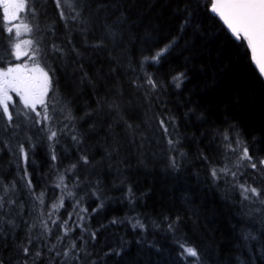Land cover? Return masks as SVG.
Listing matches in <instances>:
<instances>
[{"label":"trees","instance_id":"obj_1","mask_svg":"<svg viewBox=\"0 0 264 264\" xmlns=\"http://www.w3.org/2000/svg\"><path fill=\"white\" fill-rule=\"evenodd\" d=\"M117 2L119 9L106 21L117 38H106V47L95 49L92 45L103 35L100 25L114 8L98 15L95 8L83 12L86 19L97 16L98 21L83 31L71 21L66 28L52 0H37L41 31L34 29L33 34L42 38L46 49L52 43L65 48L63 58L49 55L42 60L54 70L55 99L50 92L48 102L55 105L56 116L65 106L71 110L82 139L74 146L70 136H59L55 162L46 134L35 127L18 129L9 145L15 149L23 143L29 151L28 172L36 192L45 193V208L61 194L54 187L57 176L77 164L66 176L74 198L65 196L58 215L66 218L73 199L88 209L84 224L90 231L99 229L95 243L87 246L97 264H194L195 258L187 257L181 244L198 251L199 264H264V206L242 202L230 176H211L213 168H232L236 162L225 135L232 141L239 138L250 153L264 155V80L252 71L226 29L213 21L207 0H111ZM185 17L189 24L181 30ZM25 22L32 24L30 18ZM49 26L55 35L47 31ZM6 37V32L0 35V66L9 60L15 63ZM181 73L177 87L173 78ZM146 75L162 84L151 110L133 83L143 82ZM14 100L22 107L17 97ZM112 103L120 106L119 112L109 107ZM157 113L174 117L175 131L169 129L178 141L174 150L157 128ZM81 154L88 156V165L79 162ZM17 162L4 148L0 174L19 179ZM77 176L79 186H74L68 177ZM245 179L253 186L259 183L240 177L241 182ZM28 211L30 204L25 219ZM113 219L118 223L112 224ZM137 221L144 227L133 228ZM8 254L5 249V260Z\"/></svg>","mask_w":264,"mask_h":264},{"label":"snow or ice","instance_id":"obj_2","mask_svg":"<svg viewBox=\"0 0 264 264\" xmlns=\"http://www.w3.org/2000/svg\"><path fill=\"white\" fill-rule=\"evenodd\" d=\"M52 2L58 11L59 19L64 21L66 28L71 21L73 27L79 24L83 31L88 30L90 23L98 22L97 16L86 19L82 15L83 12H90L95 8L98 15L106 8H114V11L104 18L105 22L100 25L103 35L92 47L95 49L106 47V38L115 42L118 33L113 25L106 21L119 9L118 2L116 4L111 3V0L108 3H103L101 0H52ZM0 10H2L0 35L7 33L9 56L17 61L27 57L22 63H12L9 60L7 66H0V152L7 148L14 157L18 158L17 176L19 177V179L15 177L6 179L0 174V264H97L92 251L87 246L89 243H95L99 229L90 231L84 224L88 209L81 206L79 199H73L72 211L66 212V218L58 215L59 210L64 207L65 196L74 198V193L68 190L66 176L75 171L77 164H72L69 169H65L57 176L54 187L60 189L61 194L57 202L45 208V193L36 192L28 172L29 151L23 143H19L15 149L9 145V139L19 134L18 129L35 127L38 132L46 134L50 158L55 162L57 160L55 145L60 143L59 136H70L74 146L81 143L82 138L76 131L73 122L75 117L71 110L65 106L60 109L61 115L56 116L55 105H50L48 102L50 92L55 99L54 70L42 60L49 55H54L57 59L63 58L65 48L52 43L51 47L46 49L42 46V38L33 34L34 29L37 33L41 31L40 24L36 23L40 15L37 0H0ZM206 10L212 14L215 23L227 30L229 39L243 50L252 71L258 70V78H264V0H207ZM21 12L25 13L23 18L20 15ZM29 18L32 21L31 26L25 22ZM187 24L189 19L185 17L181 30ZM21 30L24 33L33 34V38L19 40L22 35ZM47 31L55 35L51 26L47 28ZM68 43H71V40ZM171 46V44L167 45L152 59L158 62ZM72 51L76 52L77 56L80 55L75 46ZM182 77L183 73L173 78L177 87ZM86 78L85 73L82 80ZM133 83L137 92H143V98L151 110L153 99H159L158 89L162 87V84L150 75H146L143 82L134 81ZM12 94L19 98V105L22 107L13 100ZM109 107L119 112L118 104L112 103ZM153 119L157 121L158 130H162L164 136L168 137L167 143L171 146L170 150H174V145L178 141L172 139L173 133L169 132L170 128L173 132L175 131L174 117L157 113ZM57 122L61 124L59 128L56 127ZM128 128L131 129L132 125H128ZM5 133H8V138H5ZM224 139L228 141L227 146L230 151L236 154V162L232 168L227 164L219 170L213 168L211 170L213 180L230 176L232 188L238 190L242 202L247 201L249 204L264 206V155L250 153L248 146L239 138L232 141L225 135ZM32 147L34 148L35 145ZM19 160H22L23 167ZM79 162L83 165L90 163L86 154L80 155ZM171 166L176 167L175 158L171 160ZM240 169H250L251 172L240 171ZM241 176L251 177L253 182L259 180V183L253 186L248 179L241 182ZM68 178L73 179L74 186H79L78 176ZM226 182L229 181L226 180ZM22 196L25 198L21 199ZM27 204H30V211L27 213L28 218L25 219ZM100 207H103V203ZM95 211L97 209H93V212ZM111 223L116 224L118 221L113 219ZM137 227L143 228L144 225L137 221L133 224V228ZM169 228H172L171 224ZM76 229L80 231L74 236ZM18 232H22L23 235H18ZM78 240L80 243L77 242ZM181 247L187 257L195 258L194 264H199V253L195 248L186 247L183 244ZM5 249L9 253L7 260L2 255ZM110 254L105 252V255Z\"/></svg>","mask_w":264,"mask_h":264},{"label":"rangeland","instance_id":"obj_3","mask_svg":"<svg viewBox=\"0 0 264 264\" xmlns=\"http://www.w3.org/2000/svg\"><path fill=\"white\" fill-rule=\"evenodd\" d=\"M20 15H21V14H20ZM14 23H16V22H14ZM21 31H22V35L19 37V40L29 39V38H27L28 33H24L23 30H21ZM26 59H27V57L23 58V60H20V61L15 60V63H22V62H24V60H26ZM12 95H13V100H14V98H15L16 96H15V94H12ZM17 99L19 100L18 97H17ZM14 101H15V100H14Z\"/></svg>","mask_w":264,"mask_h":264},{"label":"water","instance_id":"obj_4","mask_svg":"<svg viewBox=\"0 0 264 264\" xmlns=\"http://www.w3.org/2000/svg\"><path fill=\"white\" fill-rule=\"evenodd\" d=\"M258 71V70H257Z\"/></svg>","mask_w":264,"mask_h":264}]
</instances>
